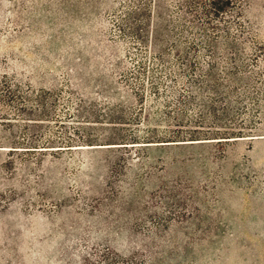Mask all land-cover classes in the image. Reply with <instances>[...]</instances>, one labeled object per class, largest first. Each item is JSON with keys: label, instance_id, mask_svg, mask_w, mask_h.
<instances>
[{"label": "rangeland", "instance_id": "rangeland-1", "mask_svg": "<svg viewBox=\"0 0 264 264\" xmlns=\"http://www.w3.org/2000/svg\"><path fill=\"white\" fill-rule=\"evenodd\" d=\"M241 5L210 46L182 0H0V264H264V0Z\"/></svg>", "mask_w": 264, "mask_h": 264}, {"label": "trees", "instance_id": "trees-1", "mask_svg": "<svg viewBox=\"0 0 264 264\" xmlns=\"http://www.w3.org/2000/svg\"><path fill=\"white\" fill-rule=\"evenodd\" d=\"M161 1L163 0H159L160 6H161ZM243 1L244 0H182V6L185 8L187 13L192 14V17L194 20L189 21L191 22V24L189 23L186 29L183 28L181 32V36H184V33H186V31H189L191 29H196L195 31H197V39H199L200 41L204 40L203 43L207 45L209 44L211 46L214 40L213 38H215L212 36V31L219 30L221 26V24L217 20L232 12L237 13L240 16V9H241V6H242L241 4ZM224 32L226 36L230 34L229 29L224 30ZM215 42H217V40H215ZM216 47H217V50L220 48L218 44H216ZM177 49H178L177 51H180L179 48ZM162 60L164 59L162 58ZM189 66L191 68L197 67L195 61H191L189 63ZM211 68H214L213 65ZM209 76H213L212 73L207 75V77ZM209 81H211V77L210 79L208 78L203 79L200 85H204V87H207L209 86L208 85ZM196 87L200 88L201 86H196ZM140 95H141L140 98L144 99L143 92H141ZM141 103H144V102H141ZM223 133L225 132H221L220 130H217L216 132V134H223ZM168 137L175 138L176 136H164L165 139ZM160 138L161 136H156V135L155 136L154 135L144 136V137L137 136L133 138V142L131 143L155 142L152 140L160 139ZM231 139H238V138H231ZM142 140H149V141H142ZM148 144H154V143H148ZM69 146H73V145H69Z\"/></svg>", "mask_w": 264, "mask_h": 264}]
</instances>
